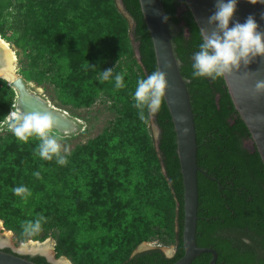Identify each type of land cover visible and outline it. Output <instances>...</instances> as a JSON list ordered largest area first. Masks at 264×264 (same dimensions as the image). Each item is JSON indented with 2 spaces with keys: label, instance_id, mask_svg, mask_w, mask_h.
Masks as SVG:
<instances>
[{
  "label": "trees",
  "instance_id": "trees-1",
  "mask_svg": "<svg viewBox=\"0 0 264 264\" xmlns=\"http://www.w3.org/2000/svg\"><path fill=\"white\" fill-rule=\"evenodd\" d=\"M121 1L135 23L133 35L146 78L158 69L154 43L140 0ZM161 2L190 92L198 163L205 171L198 173L197 243L217 250L215 264H264V162L225 77L192 76V57L201 37L187 2ZM102 3L84 0L78 7L75 0H26L21 5L16 0H0V19L4 10L13 8L8 11L11 22L5 25L21 33L18 42L28 48L35 67L33 79L51 78L64 101L78 105L93 104L102 91L113 100L118 113L112 127L67 155L66 166L36 155V139L24 143L13 135L0 140V219L22 238H46L54 233L63 243L57 247L59 253L68 254L75 264H172L185 253L184 185L174 122L165 99L154 115L159 128L155 146L149 135V116L146 113V122L140 120L133 107V93L141 77L121 73L124 88H115V75L98 86L97 75L105 62L126 51L129 31L123 18L99 16ZM22 5H29L28 10L20 8ZM75 6L74 17L68 18ZM4 30L0 26L2 33ZM8 90L14 104L16 92L13 87ZM3 97L0 90V106L9 101ZM248 140L251 147L245 144ZM156 154H160L178 202L179 229L171 257L161 248L131 253L162 217L147 204L163 192ZM76 166L79 168L74 169ZM37 171L40 178L33 175ZM21 185L32 193L27 203L12 191ZM40 215L45 217L41 230L25 235L21 224ZM66 226L70 233L61 231ZM26 257L51 264L43 255ZM212 257L203 252L191 264H209Z\"/></svg>",
  "mask_w": 264,
  "mask_h": 264
},
{
  "label": "water",
  "instance_id": "water-1",
  "mask_svg": "<svg viewBox=\"0 0 264 264\" xmlns=\"http://www.w3.org/2000/svg\"><path fill=\"white\" fill-rule=\"evenodd\" d=\"M192 10L199 27H209L206 19L215 11L216 0H185ZM145 22L150 31L156 52L158 69L167 73L171 85L166 101L170 109L177 135V150L181 165L184 185V225L183 242L184 255L172 264H191L195 257L203 252H210L213 257L209 264H215L218 252L212 247H201L197 243L198 207H199V171L205 172L198 163V141L192 101L187 81L184 78L180 63L176 56L169 21L164 22L166 15L161 0H140ZM253 15L264 31V3L251 4L249 0H238L234 19L241 23ZM139 53V51H138ZM140 55V53H139ZM18 78L15 84L24 88L21 108L26 112H51L60 122H65L59 114L43 108L40 100ZM227 86L234 104L252 133L253 140L264 162V94L255 92L257 81H264V57L256 58L250 65L242 66L239 71H233L225 76ZM38 95V94H37ZM39 96V95H38ZM41 97V96H40ZM43 98V97H42ZM44 99V98H43ZM70 119V118H69ZM6 248L11 249L7 251ZM141 249L133 252L137 254ZM44 255L51 264L56 255L41 252H27ZM19 251L9 245H0V264H41L28 257L29 254ZM59 257L58 259H62Z\"/></svg>",
  "mask_w": 264,
  "mask_h": 264
},
{
  "label": "rangeland",
  "instance_id": "rangeland-1",
  "mask_svg": "<svg viewBox=\"0 0 264 264\" xmlns=\"http://www.w3.org/2000/svg\"><path fill=\"white\" fill-rule=\"evenodd\" d=\"M25 1L26 0H16V4L21 5ZM75 2L79 3L78 7H81L84 4V0H75ZM102 2L103 3L100 5L102 9L100 8L101 10L98 12L99 16L101 15V17H103L108 14H113L115 17H119L120 19L123 18L128 25L129 31L127 33L128 40L126 42V51L122 54L109 58L105 62V67L99 72V74L102 71L111 68L113 69V75L117 73H123L145 78V71L140 61V55L136 49L137 44L133 35V29L135 25L133 18L126 11L121 0H109V5L105 4L107 0H102ZM28 6L29 5H22L20 8H22L23 10H28ZM73 8V10L67 15L68 18L74 17V14L76 13V6ZM8 11H13V8L12 10H4L2 18L0 19V26L4 25L5 30L3 33L0 31V34L2 35L3 39L10 43L12 49L15 52L17 77L23 78L26 87L33 93H36L34 95H36L37 98L42 99L43 97V100H48L52 105L57 107L61 113L66 112L67 117L70 118L69 120L71 123V130H59V132L63 137L62 143L70 149V153L66 155L72 154L78 149L79 146L87 144L89 141L103 134L108 128L112 127V124L118 114L116 108L113 105V100L108 98L101 91V94L91 105H78L75 103H69L64 101L59 88L53 82L54 80H52L51 78L48 79L47 76L45 78H40L41 81L33 79V75L35 74V67L32 65L33 61L29 56L28 48L24 47L21 44L22 41L18 42V40L20 39L19 35H21V33L17 30H14L9 25H5L8 23L10 24L12 19L11 14ZM99 74L97 75L98 86H101L102 83L99 80ZM8 87H13L17 96L15 85L5 80L0 75V90L4 92L3 98H9V101L0 106V140H5L13 136V133L9 130L10 118L8 115L13 111L12 108L14 104L11 103L13 100V96L12 93L10 96ZM22 99H24V96H22ZM149 120V135L151 141H153L154 145L156 146L159 136V128L154 122V116H149ZM245 144L248 147L252 146V142L249 140L246 141ZM155 158L158 160L156 165V173L159 178V183L163 185V192H159L155 198H150L147 204L149 206L148 208L153 213L155 212V210L160 211L162 213V217L152 228L149 237L137 242L132 247V255L133 252L137 249H141L140 251H144L151 248H161L168 255H172L174 254L176 249V234L179 229L178 202L172 195L165 168L160 161V154H156ZM78 168L79 167L76 166L74 169ZM0 220L3 223V220ZM5 229L12 232L11 244H8L9 246L14 247L15 249H20L22 243L29 242L30 240L46 241L50 239L56 257H65L66 261L69 262L68 264H75V262L70 258L68 254L59 253L57 247H60L63 243L60 239L57 238V236H55L54 233H50V235L46 238L34 239L30 236H25V238H22L13 229H8L7 227H5ZM61 231L69 233L71 232L68 226H66L64 229H61Z\"/></svg>",
  "mask_w": 264,
  "mask_h": 264
},
{
  "label": "clouds",
  "instance_id": "clouds-1",
  "mask_svg": "<svg viewBox=\"0 0 264 264\" xmlns=\"http://www.w3.org/2000/svg\"><path fill=\"white\" fill-rule=\"evenodd\" d=\"M249 2L257 4L258 0ZM259 2L264 3V0ZM237 5L238 0H216L215 11L206 19L209 27L200 26L201 43L199 50L192 57L194 78L216 80L233 71H239L242 66L250 65L258 57H264V31H260V25L253 15H249L243 23L234 19ZM163 19L164 22H168L169 17L165 15ZM110 78H113L111 68L99 74L101 83L109 81ZM114 81L116 89L125 87L123 74H115ZM170 87L167 73L160 69L146 78L138 79L133 93V107L138 110L140 120L146 122L147 116H154L161 110ZM255 92L258 95L264 94V81H257ZM8 116L9 130L19 141L28 143L30 139H36L39 141L35 149L36 155L46 161L55 160L61 166L67 165L66 154L70 153V149L62 143L60 121L54 114L26 112L21 107L13 105V111ZM33 175L40 178L38 171ZM12 191L25 203L32 195L23 185L13 188ZM44 221L43 215L35 220L24 221L21 224L23 233L25 235L38 233Z\"/></svg>",
  "mask_w": 264,
  "mask_h": 264
},
{
  "label": "bare ground",
  "instance_id": "bare-ground-1",
  "mask_svg": "<svg viewBox=\"0 0 264 264\" xmlns=\"http://www.w3.org/2000/svg\"><path fill=\"white\" fill-rule=\"evenodd\" d=\"M15 52L12 49L10 43L3 39L2 35L0 34V75L7 81L11 82L15 85V89L17 91V96L14 102V105H17L19 107L22 103V95L24 92V88L21 86V84L18 83L15 84V81L17 80V73H16V65H15ZM22 82L25 85V82L22 80ZM26 87V85H25ZM40 103L43 105V108L49 109V111H53L54 113H57L60 115L61 118H65V122L59 123V130L63 131H69L71 130V123L69 118L66 115V112H60V110L52 105L48 100L45 101L40 98ZM22 105V104H21ZM52 108V109H50ZM13 109V108H12ZM64 119V120H65ZM11 236L12 232L10 230L5 229L2 221L0 220V245H10L11 244ZM22 252H41L48 255H54V251L52 248V242L50 239L46 241H40V240H30L29 242L22 243V246L20 249H17ZM55 263L57 264H68L69 262L66 261L65 257L62 259H58L57 257L53 259Z\"/></svg>",
  "mask_w": 264,
  "mask_h": 264
},
{
  "label": "flooded vegetation",
  "instance_id": "flooded-vegetation-1",
  "mask_svg": "<svg viewBox=\"0 0 264 264\" xmlns=\"http://www.w3.org/2000/svg\"><path fill=\"white\" fill-rule=\"evenodd\" d=\"M175 253V252H174ZM27 254H29V253H27ZM166 254V256H168V257H171V256H173L174 254H172V255H168L167 253H165ZM35 255H41L40 253H38V254H29V256H35ZM44 256V255H43Z\"/></svg>",
  "mask_w": 264,
  "mask_h": 264
}]
</instances>
